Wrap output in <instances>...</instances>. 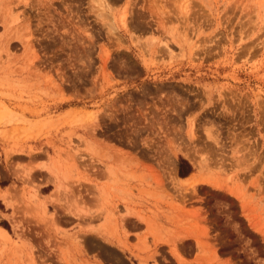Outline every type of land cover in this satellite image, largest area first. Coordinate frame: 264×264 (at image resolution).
<instances>
[{
  "label": "rangeland",
  "instance_id": "rangeland-1",
  "mask_svg": "<svg viewBox=\"0 0 264 264\" xmlns=\"http://www.w3.org/2000/svg\"><path fill=\"white\" fill-rule=\"evenodd\" d=\"M0 227V264H264V0H0Z\"/></svg>",
  "mask_w": 264,
  "mask_h": 264
},
{
  "label": "trees",
  "instance_id": "trees-1",
  "mask_svg": "<svg viewBox=\"0 0 264 264\" xmlns=\"http://www.w3.org/2000/svg\"><path fill=\"white\" fill-rule=\"evenodd\" d=\"M192 171L190 164H188L184 159H180L178 162V175L184 177Z\"/></svg>",
  "mask_w": 264,
  "mask_h": 264
},
{
  "label": "bare ground",
  "instance_id": "bare-ground-1",
  "mask_svg": "<svg viewBox=\"0 0 264 264\" xmlns=\"http://www.w3.org/2000/svg\"><path fill=\"white\" fill-rule=\"evenodd\" d=\"M101 2H102V1H100V3H101ZM100 3H99V5H102V4H100ZM99 5H98V6H99ZM99 7H100V6H99ZM100 15H101V12H100ZM210 137H211V136H210ZM214 138H215V137H214ZM214 138H213V139H214ZM216 141H217V139H216ZM188 156H189V155H188ZM194 160H195V159H194ZM189 176H190V175H189ZM190 177H191V176H190ZM187 179H188V177H185V178H182L181 180H183V181L186 182V181H188ZM189 182H190V181H189ZM195 182H198V181H195ZM195 182H193V183L191 182L192 187H195V185L197 184V183H195ZM200 183H202V181H201ZM198 184H199V182H198ZM5 191H6V190H5ZM5 191H4V193L6 194L7 192H5ZM4 193H3V194H4ZM8 193H9V192H8ZM1 195H2V194H1ZM6 196H10V195H6ZM3 197H4V195H3ZM4 198H5V197H4ZM5 199H6V198H5ZM7 199H8V197H7ZM9 199H10V198H9ZM7 201H8V200H7ZM0 234H1V235H6V231H5L3 228H1V227H0Z\"/></svg>",
  "mask_w": 264,
  "mask_h": 264
}]
</instances>
